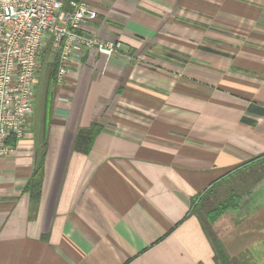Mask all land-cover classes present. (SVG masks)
Returning <instances> with one entry per match:
<instances>
[{"label":"crops","instance_id":"crops-1","mask_svg":"<svg viewBox=\"0 0 264 264\" xmlns=\"http://www.w3.org/2000/svg\"><path fill=\"white\" fill-rule=\"evenodd\" d=\"M85 1L120 53L54 81L37 202L34 133L0 156V264H219L202 195L237 197L214 227L235 264H264V0Z\"/></svg>","mask_w":264,"mask_h":264},{"label":"built area","instance_id":"built-area-1","mask_svg":"<svg viewBox=\"0 0 264 264\" xmlns=\"http://www.w3.org/2000/svg\"><path fill=\"white\" fill-rule=\"evenodd\" d=\"M97 11L85 0H0V156L33 135L36 84L44 56H57L56 84L87 50L107 58L120 52L119 40L86 31Z\"/></svg>","mask_w":264,"mask_h":264},{"label":"trees","instance_id":"trees-1","mask_svg":"<svg viewBox=\"0 0 264 264\" xmlns=\"http://www.w3.org/2000/svg\"><path fill=\"white\" fill-rule=\"evenodd\" d=\"M56 70L57 56L48 49L44 56V62L36 84V119L33 131L35 163L31 176L25 186V190L33 202H37L41 191L43 165L46 154V132L49 123L48 117L51 112L52 85L55 81ZM99 130L100 127L97 124H91L88 128L79 129L75 135L74 144L81 147L84 146L85 148L82 151L86 152ZM236 201L237 197L231 195L221 202L209 204L205 202L204 195H202L192 206V212L199 218L203 231L211 242L215 261L219 264H235L227 255L220 240V233L215 229L214 224L223 216L226 210L235 206Z\"/></svg>","mask_w":264,"mask_h":264},{"label":"rangeland","instance_id":"rangeland-1","mask_svg":"<svg viewBox=\"0 0 264 264\" xmlns=\"http://www.w3.org/2000/svg\"><path fill=\"white\" fill-rule=\"evenodd\" d=\"M35 112H36V110H35ZM36 114V113H35ZM217 202V201H216ZM216 204V203H215Z\"/></svg>","mask_w":264,"mask_h":264}]
</instances>
